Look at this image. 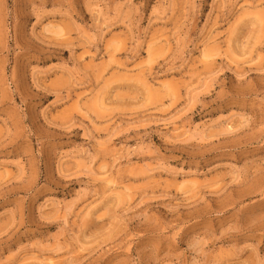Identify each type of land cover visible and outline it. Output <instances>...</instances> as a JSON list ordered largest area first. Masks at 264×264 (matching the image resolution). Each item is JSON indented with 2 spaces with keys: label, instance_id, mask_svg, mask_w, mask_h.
Returning a JSON list of instances; mask_svg holds the SVG:
<instances>
[{
  "label": "rangeland",
  "instance_id": "1",
  "mask_svg": "<svg viewBox=\"0 0 264 264\" xmlns=\"http://www.w3.org/2000/svg\"><path fill=\"white\" fill-rule=\"evenodd\" d=\"M0 264H264V0H0Z\"/></svg>",
  "mask_w": 264,
  "mask_h": 264
}]
</instances>
